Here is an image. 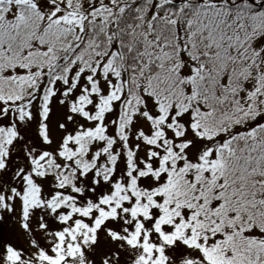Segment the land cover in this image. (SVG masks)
Segmentation results:
<instances>
[{
    "label": "snow or ice",
    "instance_id": "6c2138e0",
    "mask_svg": "<svg viewBox=\"0 0 264 264\" xmlns=\"http://www.w3.org/2000/svg\"><path fill=\"white\" fill-rule=\"evenodd\" d=\"M0 264H264V0H0Z\"/></svg>",
    "mask_w": 264,
    "mask_h": 264
}]
</instances>
